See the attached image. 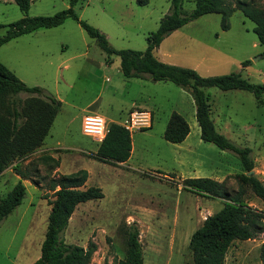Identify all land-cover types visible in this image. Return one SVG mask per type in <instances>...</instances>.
<instances>
[{
	"label": "rangeland",
	"instance_id": "rangeland-1",
	"mask_svg": "<svg viewBox=\"0 0 264 264\" xmlns=\"http://www.w3.org/2000/svg\"><path fill=\"white\" fill-rule=\"evenodd\" d=\"M139 1L81 0L75 11L81 20L104 33L115 49L145 51L149 34L170 13L172 1L148 0L146 5ZM256 1L264 7V0ZM195 3L186 0L183 7L192 12ZM69 6L70 0H30L28 15L53 16ZM23 16L15 0H0L1 25ZM229 22L230 28L223 30L221 15H204L174 31L155 55L164 63L194 69L203 77L240 73L253 84H264V46L254 33V23L240 11ZM5 33L6 28L0 30V36ZM106 60L97 42L73 19L0 47V62L26 85L41 87L61 102L43 146L49 151H37L23 162L31 179L23 181L27 195L22 204L0 224V264H33L40 258L51 211L44 196L52 198L50 182L62 175L86 170V186L100 187L104 193L102 200L79 205L64 233L69 244L97 246L91 264L125 259L131 225L140 232L144 264H193L191 236L226 203L184 185L183 178H196L197 170L181 169L176 160L185 153L164 139L176 107L187 121H196L182 97L185 91L170 82L127 81L120 71V58L113 57L110 64ZM120 76L130 83L122 85ZM207 92L216 129L239 147L251 149L253 175L264 183V97L260 104L247 91L210 88ZM96 97V106L87 108ZM135 103L145 107L135 109L149 110L155 119L150 129L132 134L131 168L98 161L94 156L100 141L83 133L84 116L96 113L105 117L108 126L110 121L121 124ZM197 145L194 158L204 164L206 175L197 178L215 177L225 182L230 193L236 192V176L244 173L239 157L210 143ZM42 156L55 158L59 167L43 163ZM19 181L13 166L9 167L0 175V198ZM245 201L264 211V201L250 188H246ZM263 245L264 232L252 240L235 241L225 264H263Z\"/></svg>",
	"mask_w": 264,
	"mask_h": 264
},
{
	"label": "trees",
	"instance_id": "trees-1",
	"mask_svg": "<svg viewBox=\"0 0 264 264\" xmlns=\"http://www.w3.org/2000/svg\"><path fill=\"white\" fill-rule=\"evenodd\" d=\"M80 1L70 0L68 9L53 16L30 17V0H15L24 16L9 25L0 24V30L6 28L5 35L0 36V47L38 30L60 27L66 20L73 19L97 42L106 54L107 64H110L115 56L120 58V70L124 78L170 82L188 92L196 106V120L202 140L222 151L235 153L244 171L236 176L239 189L234 193L227 190L225 182L211 178L184 180V185L192 190L226 200L220 211L205 219L202 226L193 233L189 243L193 264H225L228 251L235 241L252 240L264 232V211L253 208L245 201L246 188H250L264 201V183L257 176L248 175L255 169L251 149L239 147L216 129L211 117L210 95L207 90L218 88L222 91H247L262 104L264 84H253L240 73L203 77L194 69L160 61L155 52L174 31L207 14L221 15L222 29L228 30L230 18L237 11L254 23V33L259 43L264 46V7L256 0H196L195 9L188 12L183 7L186 0H171V11L161 20L158 29L149 34L146 50L135 51L115 49L104 33L81 20L75 11ZM139 3L146 5L148 0H140ZM248 63L245 62V66ZM21 94H27L28 97L22 99ZM60 108L59 100L48 95L41 87L26 85L0 62V175L13 166V171L20 177L14 188L5 197L0 198V224L25 199L27 189L23 181L30 180L31 177L29 170L23 167V162L44 146ZM190 131L188 121L179 113L173 112L164 139L172 144H180L188 137ZM132 148L131 133L121 124L113 122L109 124L108 133L99 144L94 157L110 165L126 163L131 157ZM40 160L45 164L53 162L57 167L60 165L59 161L51 156H42ZM87 180L86 170L51 180L52 198L44 196L51 206L48 227L41 246V256L33 264H91L97 251L95 244L90 243L85 248L69 244L64 239V233L77 207L104 198L100 187L86 186ZM127 236L125 259L114 260L111 264H144L138 228L131 225ZM261 257L264 264V245Z\"/></svg>",
	"mask_w": 264,
	"mask_h": 264
},
{
	"label": "crops",
	"instance_id": "crops-1",
	"mask_svg": "<svg viewBox=\"0 0 264 264\" xmlns=\"http://www.w3.org/2000/svg\"><path fill=\"white\" fill-rule=\"evenodd\" d=\"M121 71V70H120ZM121 75V74H120ZM124 77V76H123ZM126 79V78H125ZM131 79H127V81H129ZM139 80V79H138ZM119 81L120 83H122V85L124 86H127L128 83L130 82H123L121 76L119 77ZM143 81V80H141ZM130 85V84H129ZM183 90V89H182ZM185 91V90H183ZM182 97L183 99L189 104L190 106V111H191V115L192 116H196V106H195V103H194V100L192 98V96L185 91V93L182 94ZM99 97H96L94 100H92L88 105H87V108H92L94 106H96V101L98 100ZM135 108H145L143 107L142 105H137L136 103L130 107V110L128 112H130L131 110L135 109ZM89 112V111H88ZM127 112V114H128ZM173 112H177L179 113L180 115H182L183 117L185 116L183 111H180V109L178 107H176L174 109ZM172 112V113H173ZM93 114H96V113H93ZM154 114V113H153ZM127 116V115H126ZM85 117V116H84ZM105 118V117H104ZM186 118V117H184ZM153 119H155V116L153 115ZM84 120V118H83ZM83 120H82V124H83ZM187 120V119H186ZM114 121H110V123H113ZM189 125H190V134L188 135V137L180 144H172L170 143L171 145H174L176 148L178 149H181V151H183V155H181V157L179 159L176 160V163L179 165V167L181 169L183 168H188L190 167L192 170H197L196 175H194V177H204L206 176L205 175V172H204V164H201L198 160H196L194 158V154H195V144L197 143L198 145L197 146H201L202 145V142H204L201 138V130H200V127L197 123V120L194 121L193 123L191 121H188ZM51 131V130H50ZM194 137V141L192 140ZM201 140H200V139ZM167 142V141H166ZM101 143V142H100ZM169 143V142H168ZM98 150V149H97ZM43 151H49V149H46V148H41L40 150H38V152H43ZM134 152V146L132 148V153H131V157L130 159L126 162V163H119V164H116L114 166H121V167H126V168H131L130 166V161L132 159V154ZM210 176V175H209ZM191 178V177H190ZM211 179H215L216 178H212V177H209ZM183 179H187V178H183ZM136 226V225H135Z\"/></svg>",
	"mask_w": 264,
	"mask_h": 264
},
{
	"label": "built area",
	"instance_id": "built-area-1",
	"mask_svg": "<svg viewBox=\"0 0 264 264\" xmlns=\"http://www.w3.org/2000/svg\"><path fill=\"white\" fill-rule=\"evenodd\" d=\"M121 125L132 134L150 129L153 125V114L149 110L134 109ZM109 130L106 119L98 114L86 115L83 120V133L100 142L106 137Z\"/></svg>",
	"mask_w": 264,
	"mask_h": 264
},
{
	"label": "water",
	"instance_id": "water-1",
	"mask_svg": "<svg viewBox=\"0 0 264 264\" xmlns=\"http://www.w3.org/2000/svg\"><path fill=\"white\" fill-rule=\"evenodd\" d=\"M252 174H253V172L249 173L248 175H252Z\"/></svg>",
	"mask_w": 264,
	"mask_h": 264
}]
</instances>
